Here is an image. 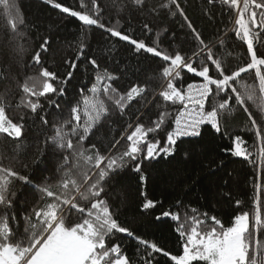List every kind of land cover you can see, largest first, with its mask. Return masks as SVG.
Here are the masks:
<instances>
[{"label": "snow or ice", "instance_id": "snow-or-ice-1", "mask_svg": "<svg viewBox=\"0 0 264 264\" xmlns=\"http://www.w3.org/2000/svg\"><path fill=\"white\" fill-rule=\"evenodd\" d=\"M130 2L137 8L145 6V0ZM46 3L61 13L77 18L83 27L104 29L111 37L131 44L135 52L151 54L164 64L157 76L120 93L112 83L117 77L106 70L101 74L96 60L89 59L88 63L97 70L94 83L88 89L89 94L85 95L82 88V98L70 108L68 117L53 123L52 134L37 143L33 162L37 165L41 163L46 151L51 149L59 160L56 175L36 185L28 175L0 163V264H132L122 243L124 237L136 242L139 264H152L155 254H162L172 264H264L260 184L256 185L255 212L251 220L248 212H242L233 217L231 226L225 227L216 216H209L207 212L201 216L195 208L191 209V215L185 212L183 218L179 212L169 209L143 225L147 229L165 219L175 221V231L182 242V253L178 255H172L122 223L112 210L104 187L112 175L129 166L131 171L141 173L140 181L144 183L146 177L142 172L145 161L174 157L178 142L201 137L204 126H210L215 134L230 141L228 146L220 148L222 153L253 162L258 159L264 165V53L258 54L256 47L257 44L264 45V0H221L228 7L230 16L235 12L231 31L246 45L248 55V60L234 69L227 66L224 59L225 39L218 38L216 44L211 41L206 43L179 0H161L152 12L166 10L172 16L183 18L197 42L191 56L179 51L169 54L159 50L158 46H148L144 41L133 39L115 27H106L101 21L103 8L97 0H91V8H87L81 0L80 6L87 8L83 12L72 10L55 0H46ZM208 3L213 4L215 0H208ZM0 6L4 12L6 34L12 40L22 38L20 27L24 20L15 0H0ZM123 7L120 5L117 12ZM143 27L148 29L149 25L144 24ZM227 35L225 32L224 37ZM85 40L86 36L82 37L75 59L64 61L69 71L61 83L66 84L72 79L78 62L84 57ZM51 43L47 37L42 39L25 66L38 67V71L26 76L22 83L13 74L11 66L0 68V81L15 82L22 92L16 107L22 106L27 110L19 121L14 122L6 113V109L13 107L6 100L7 92L0 94V135L10 142L16 154L25 148L26 117L38 115V110L43 108L39 98H48L49 94L65 95L64 87L57 88L53 84L58 80L57 74L49 71L43 63L44 57L54 55ZM217 45L222 50L219 54L214 51ZM11 51L22 58L25 49L17 44ZM226 54L231 55L230 52ZM185 70L200 78L199 81L185 85L182 76ZM249 73H254L256 83L241 81L242 74ZM153 80L158 81V88L153 87ZM137 97L145 101L143 106L149 111L150 106L155 105L158 110L155 119L146 125L137 116L120 138L110 144L106 154H102L94 143L85 147V141L94 135L97 125L112 114L106 100L111 101L117 113L123 116L125 109ZM48 102L60 108L55 100L49 99ZM237 107L246 114L240 131L252 133L254 151L246 147L247 141L240 134L231 131V118ZM250 108H254L255 112ZM39 119L43 126H49L46 115L39 116ZM166 127L165 138H156L154 134ZM183 154L185 160L200 156L207 158L191 142ZM15 159L13 155L11 160ZM204 159L200 160L202 166ZM215 163L211 161L207 165L211 173L217 170L211 166ZM16 181L30 185L39 193V198L30 207L25 202L22 212L16 210L17 193L10 190ZM141 196L144 197L139 208L142 214L154 210L158 204L162 206V201L148 199L146 192L142 191ZM179 204L180 201H177V206ZM236 204L239 206L240 201Z\"/></svg>", "mask_w": 264, "mask_h": 264}, {"label": "trees", "instance_id": "trees-1", "mask_svg": "<svg viewBox=\"0 0 264 264\" xmlns=\"http://www.w3.org/2000/svg\"><path fill=\"white\" fill-rule=\"evenodd\" d=\"M55 2L75 11L83 12L91 8V0H84L87 8L80 6L81 0H55ZM15 3L24 20V24L20 27L23 36L12 40L11 36L6 34L3 27L4 12L0 6V68L11 66L13 74L17 75L22 83L26 76L38 71V67L25 66L29 64L42 39L47 37L52 42L54 55L44 57V66L57 74L58 80L53 81L54 86L65 88V95L62 97L56 94H49L48 98L40 97L42 110H38V115L26 117L23 151L18 154L13 153L10 142L0 135V163L4 166H12L22 175H28L33 184L39 185L45 182V178L56 175L55 170L59 160L49 149L43 161L38 165L35 164L33 159L37 152V143L52 134L53 123H59L63 118L68 117L70 108L82 98L80 92L82 88L85 90V95L89 94L88 89L94 83L97 74V70L88 63L89 59L96 60L101 74L106 70L107 73L117 77L112 83L120 93L127 92L131 86L143 83L149 77L157 76L164 62L151 54L135 52L131 44L111 37L104 29L96 26L83 27L77 18L61 13L46 3V0H15ZM97 3L103 8L101 21L106 27H115L133 39L144 41L148 46H158L159 50L173 55L179 51L191 56L196 48L197 42L182 17L172 16L166 10L152 12V8L158 7L161 0H145V6L141 8L133 6L130 0H115V3L114 0H97ZM179 3L206 43L211 41L216 44L218 38L225 39L223 51L227 66L234 69L248 60L246 45L231 31L235 12L230 16L228 7L222 4L221 0H215L213 4H209L208 0H179ZM120 5L124 7L118 13L117 8ZM117 20L120 21L119 24L116 23ZM144 24H148L149 28L145 29ZM225 32L228 33L226 38ZM85 36L84 42L87 47L84 57L78 62L72 79L63 84L61 81L69 71L64 61L75 59L82 37ZM17 44L25 49L22 58L11 51ZM256 47L258 54L264 53V45L257 44ZM214 51L219 54L222 50L217 45ZM229 52L231 55L226 54ZM212 74L215 75L214 70ZM182 76L185 85L200 79L187 73L186 70L182 72ZM241 81L248 84L256 83L254 73L242 74ZM152 83L154 88L159 87L158 81L153 80ZM5 92H7L6 100L13 106L6 109V113L17 122L27 111L22 106L16 107L22 92L15 82L0 81V94ZM49 99L59 103L60 108L49 105ZM106 103L112 114L97 125L93 130L94 135H90L85 141V147L94 143L102 154L108 152L110 144L120 138L127 125L134 123L137 116L141 117V123L148 125L151 119L156 118L158 111L155 105L150 106L149 111L143 106L145 101L139 97L125 109L123 116L117 113L111 101L106 100ZM250 110L255 112L254 108ZM169 111L172 109L169 108ZM41 115L47 116L49 126L41 124L39 119ZM245 120L246 114L237 107L231 118V131L240 134L247 141L246 147L254 151L252 133L240 131ZM167 130L168 127L154 135L163 140ZM190 142L207 158L200 156L193 160H185L184 149ZM229 143L227 138L215 134L210 126H204L201 137L186 138L178 142L174 157L167 160L145 161L142 172L146 177L144 183L140 181L141 173L131 171V166L120 170L119 174L112 175L104 184L106 198L112 210L117 213L122 223L135 230L138 235L157 243L172 255L182 253V242L175 231V221L165 219L155 227L147 229L143 227L144 224L154 221V217L162 211L171 209L173 212H179L183 218L185 212L191 215V209L195 208L201 216L207 212L209 216H216L225 227H228L231 226L233 217L242 212H248L250 220L252 219L255 212L256 185L260 184L261 213L264 216V165H261L258 159L253 162L243 157L222 153L220 148L228 146ZM13 155L16 156L14 161L11 160ZM201 159H204V166L200 163ZM211 161L216 162L211 165L217 169L215 173H211L207 167ZM220 161H223V164H220ZM24 165L28 167L25 168ZM10 190L17 193V212L23 211L25 202L30 207L39 198V193L30 185L19 181L14 182ZM142 191L146 192L148 199L162 201V206L158 204L154 210L142 214L139 211L144 201V197L141 196ZM177 201H180L179 206ZM236 201H240L239 206ZM122 243L132 259V264H139L140 255L136 251V242L124 237ZM152 264H172V262L162 254H155Z\"/></svg>", "mask_w": 264, "mask_h": 264}]
</instances>
